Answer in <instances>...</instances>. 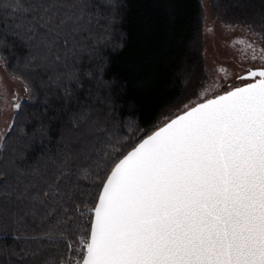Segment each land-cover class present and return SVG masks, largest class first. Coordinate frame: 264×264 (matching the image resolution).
I'll return each mask as SVG.
<instances>
[{"label":"snow or ice","instance_id":"1","mask_svg":"<svg viewBox=\"0 0 264 264\" xmlns=\"http://www.w3.org/2000/svg\"><path fill=\"white\" fill-rule=\"evenodd\" d=\"M96 7L0 0V59L22 50L71 99ZM236 79L246 82L185 105L130 148L80 111L75 143L50 164L14 159L5 172L0 159V221L21 224L22 264H264V67Z\"/></svg>","mask_w":264,"mask_h":264},{"label":"trees","instance_id":"2","mask_svg":"<svg viewBox=\"0 0 264 264\" xmlns=\"http://www.w3.org/2000/svg\"><path fill=\"white\" fill-rule=\"evenodd\" d=\"M96 4L90 32L82 39L83 51L74 61L82 86L70 88L71 99H65L64 89L46 74L31 69L22 50L2 49L6 70L31 90L0 142L3 171H9L14 159L26 169L42 167L51 163L49 158H58L65 144L71 148V119L80 111L99 116L112 130L113 142L130 148L185 105L200 102V86L207 83L200 0ZM213 12L225 22L249 24L264 34V0H215ZM254 12L262 21L252 17ZM20 231L15 220L0 221V264H22L21 245L14 239Z\"/></svg>","mask_w":264,"mask_h":264},{"label":"rangeland","instance_id":"3","mask_svg":"<svg viewBox=\"0 0 264 264\" xmlns=\"http://www.w3.org/2000/svg\"><path fill=\"white\" fill-rule=\"evenodd\" d=\"M204 8L203 17V45L204 66L207 75L206 88L200 98L213 97L227 90L229 86H239L246 81L236 79L249 68L264 67V60L260 59L259 49L264 48V34L249 24H232L225 22L213 12L215 0H200ZM252 17L262 21L261 14ZM246 13L241 15L245 18ZM255 15V17H254ZM239 41H245L240 44ZM248 43H253L257 49V59H251L252 50L248 49L242 55ZM218 89V91H217ZM31 98V90L19 78L12 76L0 59V137H5L12 127L14 118L24 100ZM3 140H0L2 142Z\"/></svg>","mask_w":264,"mask_h":264},{"label":"water","instance_id":"4","mask_svg":"<svg viewBox=\"0 0 264 264\" xmlns=\"http://www.w3.org/2000/svg\"><path fill=\"white\" fill-rule=\"evenodd\" d=\"M222 94V93H221Z\"/></svg>","mask_w":264,"mask_h":264}]
</instances>
